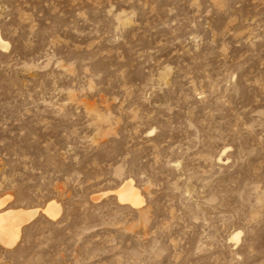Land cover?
Masks as SVG:
<instances>
[{
  "label": "rangeland",
  "instance_id": "obj_1",
  "mask_svg": "<svg viewBox=\"0 0 264 264\" xmlns=\"http://www.w3.org/2000/svg\"><path fill=\"white\" fill-rule=\"evenodd\" d=\"M0 35V212L38 208L0 264H264V0H0Z\"/></svg>",
  "mask_w": 264,
  "mask_h": 264
},
{
  "label": "bare ground",
  "instance_id": "obj_2",
  "mask_svg": "<svg viewBox=\"0 0 264 264\" xmlns=\"http://www.w3.org/2000/svg\"><path fill=\"white\" fill-rule=\"evenodd\" d=\"M8 45V42L0 35V48H6ZM106 193H114L119 202L128 203L134 207L141 206L144 203L139 189L130 178L123 180L117 187L106 191ZM100 196H93V199L97 200ZM4 199L0 200V206L4 205ZM59 211L60 205L55 200L48 201L42 209V212L50 218H55ZM37 212L38 208H16L0 212V242L6 246H13L19 237L20 227L31 220ZM239 234L240 232L236 231L231 238L238 241Z\"/></svg>",
  "mask_w": 264,
  "mask_h": 264
}]
</instances>
